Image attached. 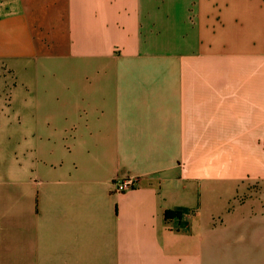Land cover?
I'll return each mask as SVG.
<instances>
[{
    "label": "crops",
    "instance_id": "obj_1",
    "mask_svg": "<svg viewBox=\"0 0 264 264\" xmlns=\"http://www.w3.org/2000/svg\"><path fill=\"white\" fill-rule=\"evenodd\" d=\"M263 182L264 0H0V264H264Z\"/></svg>",
    "mask_w": 264,
    "mask_h": 264
},
{
    "label": "built area",
    "instance_id": "obj_2",
    "mask_svg": "<svg viewBox=\"0 0 264 264\" xmlns=\"http://www.w3.org/2000/svg\"><path fill=\"white\" fill-rule=\"evenodd\" d=\"M139 178L138 177H130L126 179L117 180L114 182V189L117 191H124L138 185Z\"/></svg>",
    "mask_w": 264,
    "mask_h": 264
},
{
    "label": "trees",
    "instance_id": "obj_3",
    "mask_svg": "<svg viewBox=\"0 0 264 264\" xmlns=\"http://www.w3.org/2000/svg\"><path fill=\"white\" fill-rule=\"evenodd\" d=\"M165 215H166L167 217L170 216V212L167 211V212L165 213Z\"/></svg>",
    "mask_w": 264,
    "mask_h": 264
},
{
    "label": "rangeland",
    "instance_id": "obj_4",
    "mask_svg": "<svg viewBox=\"0 0 264 264\" xmlns=\"http://www.w3.org/2000/svg\"><path fill=\"white\" fill-rule=\"evenodd\" d=\"M262 185H263V189L262 190L264 191V182L260 184V186H262Z\"/></svg>",
    "mask_w": 264,
    "mask_h": 264
}]
</instances>
